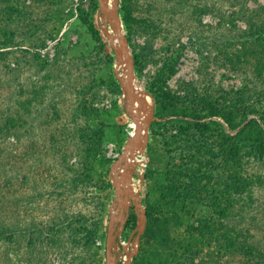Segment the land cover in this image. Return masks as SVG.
Masks as SVG:
<instances>
[{"label":"rangeland","instance_id":"374dc122","mask_svg":"<svg viewBox=\"0 0 264 264\" xmlns=\"http://www.w3.org/2000/svg\"><path fill=\"white\" fill-rule=\"evenodd\" d=\"M114 11L153 102L134 164L115 22L99 0H0V264H108L113 212L114 256L133 264L150 204L180 246L165 253L173 264H264V145L235 153L225 132L238 130L218 116L168 115L264 124V0H116ZM185 135L199 147L187 177L173 168Z\"/></svg>","mask_w":264,"mask_h":264},{"label":"trees","instance_id":"16d2710c","mask_svg":"<svg viewBox=\"0 0 264 264\" xmlns=\"http://www.w3.org/2000/svg\"><path fill=\"white\" fill-rule=\"evenodd\" d=\"M1 1H7V0H1ZM125 9V8H124ZM125 11V10H124ZM125 20L127 24H131L132 22L125 17ZM186 113V112H185ZM184 112L180 113L175 110H171L168 112V115L173 116H183L188 119H182L178 120L184 123H190L189 125H192V123H199V120L207 118L206 120L209 123H214V120L210 119L214 117V115L218 116L220 119H222L230 128V130L237 131L235 134H230L228 132H225V142L231 146L230 149H235V153L240 149L241 147L244 148H255L256 145H264V124L261 126L260 123L255 118H249L248 114H244V116H240V119H232L227 114L226 110H221L220 112H216L217 114H211L210 116H203L202 114H195L188 116ZM193 121V122H192ZM208 122H204V124H207ZM199 125V124H198ZM192 129L191 127L189 129L183 130L182 134L187 132L188 130ZM189 135H185L182 138H176L177 141L181 142V165H173V168L178 166L181 167L177 174L182 173L184 170V175H187L186 167L189 165V161H194L196 157L198 156V145L196 146H190L191 139H186ZM197 138V137H196ZM195 137H193V140H196ZM175 142V137L174 140ZM172 158V157H171ZM173 171V170H172ZM170 171V173H172ZM187 177V176H186ZM191 177V176H189ZM169 181H171L169 179ZM192 188V187H191ZM148 211L146 213V227L142 234V241H141V253L138 258L134 261L133 264H173L172 258H170L172 255H176L178 253V246L176 238L174 236L173 230L170 228L168 223L161 221L157 218L156 210L148 205ZM232 247V244H228L227 248ZM233 248L238 249L239 244H235ZM170 252V257L165 258V253ZM184 252L187 251V249L183 250ZM181 264H186L182 260H179ZM178 262V264H179ZM192 263V262H191Z\"/></svg>","mask_w":264,"mask_h":264},{"label":"bare ground","instance_id":"6f19581e","mask_svg":"<svg viewBox=\"0 0 264 264\" xmlns=\"http://www.w3.org/2000/svg\"><path fill=\"white\" fill-rule=\"evenodd\" d=\"M110 10H114L116 0H104ZM115 22V21H114ZM106 28V27H105ZM107 29V28H106ZM107 37L116 52V68L121 78L125 95L131 102L133 120L131 123V136L127 143V148L123 158L128 164H134L138 160V154L142 150L147 140V124L152 117V99L145 93L142 84L139 82L135 74L133 75L131 86L129 83V57L120 32L119 27L115 23L114 30L107 31ZM132 117V116H131ZM128 171V170H127ZM116 172V170H115ZM118 173V172H117ZM128 172L119 179V184L123 188H127ZM130 184V183H129ZM129 188V187H128ZM145 221V220H144ZM145 224V223H144ZM141 227V226H140ZM122 264H128V258L123 260Z\"/></svg>","mask_w":264,"mask_h":264},{"label":"water","instance_id":"95a60500","mask_svg":"<svg viewBox=\"0 0 264 264\" xmlns=\"http://www.w3.org/2000/svg\"><path fill=\"white\" fill-rule=\"evenodd\" d=\"M99 5L102 9H104L114 19L116 25L120 29V32H121V35H122V38H123V41H124V44L126 47V52L128 54V57H129V62H128V65H129V83H128V86H131L133 75H134V62L132 59L131 52L129 51V48L127 46V43H126V40L124 37V33L122 31L120 20L117 16L116 12L114 10H110L107 7L104 0H99ZM118 166L122 167V160H119ZM125 173H126V168L124 167L122 177H124ZM115 184H116V188H117L116 189V191H117L116 197L118 200H120L123 192H122V189L120 187L118 177L115 179ZM127 194L128 193H126V195ZM116 221H117L116 212H113L110 216L109 223H108V230H107L106 259H107L108 264H118V261L115 258L114 253H113V251H114L113 247L115 245V237H116V228H115Z\"/></svg>","mask_w":264,"mask_h":264},{"label":"built area","instance_id":"2783aa9c","mask_svg":"<svg viewBox=\"0 0 264 264\" xmlns=\"http://www.w3.org/2000/svg\"><path fill=\"white\" fill-rule=\"evenodd\" d=\"M123 166L122 167H120V166H118L117 165V167H115V169H117L118 170V174H116V178L118 177V178H122V173H123ZM114 169V170H115ZM121 171V172H120ZM126 174V173H125ZM125 176V175H124ZM121 187V189H122V192H123V194L122 195H124V193H125V190H126V188H123L122 186H120ZM118 218H117V221H116V237H115V239L117 238V237H119V230L121 229V228H119L118 229ZM113 250H115V245H114V247H113Z\"/></svg>","mask_w":264,"mask_h":264},{"label":"flooded vegetation","instance_id":"af4514ba","mask_svg":"<svg viewBox=\"0 0 264 264\" xmlns=\"http://www.w3.org/2000/svg\"><path fill=\"white\" fill-rule=\"evenodd\" d=\"M115 228H116V226H115Z\"/></svg>","mask_w":264,"mask_h":264}]
</instances>
